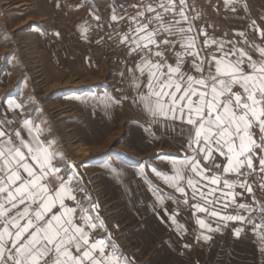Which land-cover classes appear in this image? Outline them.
Instances as JSON below:
<instances>
[{"label": "snow or ice", "instance_id": "snow-or-ice-1", "mask_svg": "<svg viewBox=\"0 0 264 264\" xmlns=\"http://www.w3.org/2000/svg\"><path fill=\"white\" fill-rule=\"evenodd\" d=\"M225 2L226 5L236 4L239 0ZM132 7L137 10L136 15L129 18L128 32L122 35L117 32V35L119 43L127 46L129 56L140 57L135 67L128 69L133 73L132 82L138 90L133 103L142 106L153 122L170 120L175 128L178 121L181 134L187 132V150L192 153L172 159L171 176L156 169L152 171L185 196V204L188 198L182 182L192 190V199L199 195L208 206L219 202L220 197L215 196L217 191L222 197H233V204L234 197L241 195L231 191L236 187L253 193L248 177L257 171L264 174V47L249 45L261 56L259 61L253 60L247 51L236 45L225 51L224 42L207 39L201 29L199 34L206 37L204 46L215 44L219 52L209 60L200 55L197 37L191 35L195 29L189 21L196 17L187 15V0H141ZM95 19L100 20V17L95 16ZM123 19V15L113 10L112 22ZM252 24L255 26V21ZM87 30L82 26V31ZM255 30L264 37V30ZM238 35L244 36V33ZM177 43L182 51L175 53L173 66L167 62L165 51L175 48ZM186 56L193 57V68L199 76L182 70ZM135 72L140 75L136 76ZM145 75L146 94L139 91L140 77ZM237 86L242 91H234ZM93 99L107 109L127 97L115 99L106 93L104 97ZM21 107L15 99L8 101L9 109ZM13 124L7 117L0 120V264H131L110 236L107 241L92 237L98 229L106 231L98 213L92 215L99 205L91 202L89 196L85 197L90 201L88 205L76 199V193L84 190L79 187L75 172L60 175L61 165L55 163L60 156L54 147L55 141L41 140L44 130L29 118L22 121L20 130L13 128ZM23 130L27 131V139L22 135ZM214 153H219L227 162L217 164L215 169L202 166L201 160L215 159ZM63 167L75 169L77 166L65 162ZM186 172L192 175H185ZM208 172L212 175H206ZM227 174H235L237 178L223 179ZM53 180L57 182L55 185ZM221 181L223 189L230 191L211 187ZM205 187L207 192L202 190ZM260 187L264 190V180ZM68 200L73 201L74 206L66 204ZM57 205L59 212H53ZM192 207L200 212L208 211L199 203ZM236 207L264 216V204L258 203L255 197L251 205L240 203ZM209 215L219 213L212 210ZM220 219L253 223L256 218L237 214L220 216ZM197 223L209 232L219 231L202 219ZM262 228L264 220L254 224V230ZM240 231L236 230L235 234L238 236ZM257 235L264 242V234L258 231ZM203 239L208 241L211 237L205 235Z\"/></svg>", "mask_w": 264, "mask_h": 264}, {"label": "crops", "instance_id": "crops-1", "mask_svg": "<svg viewBox=\"0 0 264 264\" xmlns=\"http://www.w3.org/2000/svg\"><path fill=\"white\" fill-rule=\"evenodd\" d=\"M54 1V5H51L52 8L57 5L60 7L63 4V0ZM18 6H21L20 9L11 14L23 18L15 17L18 18L17 22L13 21L11 17L7 18L5 22L0 19V120L7 117L8 120L14 121L13 128L21 129L24 120L21 108H8L9 100L15 99L17 103L21 104L22 100L28 97L25 94V97L22 98L21 91L17 92L18 87L24 88L28 84L26 86L43 92L44 89L55 85L64 87L66 82L71 84L77 78L76 72H94L104 68L109 74L107 83L111 84L110 88L120 87V98L127 97L120 103L125 115L123 119L128 124L129 134L127 135L130 136V132H134L136 129L144 136V140L136 144L137 148L133 151L134 155L130 156L131 159L122 163L126 171L124 179L120 181V189L123 191L119 193L106 191L103 199L98 200L95 188L92 189V184L104 177H97V173H95L89 176L88 181L86 180L84 183L88 184V187H84V191L76 193V199L82 200L84 205L90 203L85 199L86 196L91 198V202L99 205L92 215L95 216L98 213L106 231L98 229L92 233V237L105 238L107 241L110 236L111 241L117 244L123 257H126L131 264H204L211 258L215 259V251L225 249L229 244L231 246H253L255 250L262 252L264 257V242L257 235L258 231L264 234V228L254 230V224L261 223L264 216L258 212L249 214L236 207L240 203L251 205L253 197L258 203L264 204V193L260 189L264 175L257 182L248 180L253 187V193L240 187L231 190L234 193L237 189L242 192L240 202L236 201L237 196H235L233 204V197H222L221 192L217 191L215 196L220 197L219 202L208 206L200 199L199 195L196 199H192V190L187 187L186 182H182L188 198V203L185 204V199H181L183 195L177 192L174 187L168 186L161 177L152 171L156 169L164 175L171 176L173 175L172 159L183 158L185 155L191 156L192 153L187 150V132L181 134L178 121L175 122V128L170 120L153 122L152 118L143 111L142 106L133 103V98L137 96L138 90L132 82L133 73H130L128 69L134 68L140 57L128 55V48L119 43L120 36L117 35V32L120 35L128 32L129 18L135 16L136 11H125L124 8L119 9L114 5L106 9L103 26L104 38L101 41L92 38L93 47L102 49V61H98L94 53H90L91 51L88 52V59H82V56L86 55V49L82 50L81 46L74 41L78 37L79 40L80 38L84 40L88 33V38H91L88 27L90 26V24L88 25L89 20H86L87 17H89L88 19L91 17L87 14L88 11L87 15L83 14L81 21L75 22L73 25V33L75 31L77 35L67 36L63 21L57 17L56 21L62 22L60 23L62 27L60 30L57 28L54 33H50L48 10L51 6L49 0H26ZM233 8L235 11L232 10ZM202 9H205L203 14L206 16V21L203 31L207 34V39L224 42L225 51L236 45L247 51L253 60L261 59L259 52L249 48V45L256 44L264 47V37L255 30L257 28L264 30V0H239V3L228 5L225 0H218L217 5ZM202 9L200 13L203 11ZM113 10L123 15L124 19L112 22ZM95 16L97 15L91 17L93 22H97ZM253 21H255V26L252 24ZM189 22L194 28L193 20L190 19ZM82 26L88 30L82 31ZM183 26L187 27V24ZM194 29L195 31L191 35L197 37V48L200 49V55L209 60L213 55H219L217 45L212 44L205 47V35H200V30ZM18 30H22L23 33L20 39L16 35L12 36ZM209 30H214L215 33H210ZM93 31L94 29L91 30V32ZM240 32H243L244 36L238 35ZM109 36L112 38L109 39ZM173 38L175 39V37ZM245 40L247 43L244 42ZM93 50L92 52H94ZM180 51L182 49L178 43L175 48H167L165 51L167 62L174 66L176 63L175 53ZM30 59L32 61L29 62ZM49 60L52 62L53 70L48 64ZM28 62L30 65L32 64V69H30L33 79L25 78V82L22 84L23 73L26 72ZM192 62L193 57L186 56L182 70L189 75L199 76V73L195 72ZM205 67L207 68V65ZM244 67L250 71L247 69V65ZM122 73L123 75H121ZM134 74L140 75L139 72ZM146 84L147 75L140 77L139 91L145 94L147 92ZM234 91L242 90L237 86ZM22 135L27 139L26 130L22 131ZM41 140L45 141L42 137ZM205 162L201 160L204 167ZM226 162L224 158V163ZM220 171L222 172V168ZM101 174L104 173L101 172ZM60 175L65 176L62 171ZM206 175L211 176L212 173H206ZM236 178L235 174L223 176V179L230 181ZM196 179L199 180V177ZM56 183L53 180V185ZM201 183L207 184V181H201ZM211 187L223 189V182L221 181L218 186L212 185ZM155 190H159V192L157 193ZM202 190L207 192L208 188L205 187ZM223 191L230 190L223 189ZM65 203L74 206V202L71 200ZM197 203L208 208V211H197L192 207ZM225 204H227L226 207ZM59 210V205H57L52 211L59 212ZM212 210L217 211L219 215H209ZM128 211H131V215L138 217L136 224H131L126 217L123 218L128 214ZM237 214L256 219L253 223H247V220L242 222L220 219V216ZM198 219L204 220L205 224L213 229L219 228V231L209 232L206 228H201L197 223ZM77 222L79 223V221ZM248 227H252V230L249 231ZM238 229L241 231L237 236L235 232ZM192 230L194 233H191ZM205 235L210 236L211 239L205 241L203 239ZM252 241L255 244H252ZM185 245L189 247H185ZM262 263H264V259Z\"/></svg>", "mask_w": 264, "mask_h": 264}, {"label": "rangeland", "instance_id": "rangeland-1", "mask_svg": "<svg viewBox=\"0 0 264 264\" xmlns=\"http://www.w3.org/2000/svg\"><path fill=\"white\" fill-rule=\"evenodd\" d=\"M25 1L0 0V19L5 22L7 18L11 17L13 21L17 22L18 18H23L11 13L20 9L21 6L18 5ZM53 1L49 0L50 6L54 5L55 1ZM217 2L218 0H187L188 16L196 17L192 19L194 28L203 29L206 16L203 14L205 9L202 8L215 6ZM140 3L141 0H63L62 6L58 7L57 5L56 9L51 6L48 10L49 30L50 33H54L57 28L61 29L60 23L62 22L58 23L57 17L63 21L67 36L77 35L75 31L73 33V25L75 22L81 21L83 14L88 11L87 14L92 18L94 15L99 16L100 20L97 22H93L91 17L90 19L86 18L89 20L88 25L90 24V26L88 27L91 38H88V33L84 40L81 38L79 40V37L76 36L78 38L74 41L81 46L82 50L86 49V55L84 54L82 59H88V52L91 51L90 53H94L98 61H102V49L93 47L92 38H96V41H101L104 38L103 26L106 9L114 5L119 9L124 8L125 11H136L137 9L132 6ZM201 9L203 11L200 13ZM92 29H94L93 32H91ZM21 31L18 30L12 36L16 35L20 39L23 36ZM209 32L215 33L214 30H209ZM30 61L32 60L30 59ZM29 62L26 72L23 73L22 84L25 82V78L33 79L32 64L30 65ZM48 64L53 70L51 60ZM75 76L77 78L71 84L66 82L64 87L55 85L44 89L43 92L26 86L28 84L24 88L18 87L17 92L21 91L22 98L25 97V94L28 96L22 100L20 111L24 119H31L44 130V135L41 137L45 141L49 139L55 141L54 147L60 153L55 162L57 165H61V171L65 176L73 172L77 174L80 188H87L88 184L84 183L86 180L88 181L89 176L95 173H97V177H104L92 184V189L95 188L98 200H102L106 191L115 193L123 191L120 189V181L124 179L126 171L122 163L131 159L130 156L134 155L133 151L137 148L136 144L142 142L144 136L136 129L134 132H130V136L127 135L129 134L128 124L123 119L125 115L121 104L112 105L106 109L98 100L93 99L104 97L106 93L115 99H120V87L110 88L111 84L107 83L109 74L104 68L94 72H76ZM124 78L126 80V77ZM65 162L77 167L75 169L63 167ZM124 217L128 218L131 224L138 222V217L131 215V211H128ZM263 259L262 252L255 250L253 246H231L229 244L227 248L215 251V259L211 258L204 264H264L262 263Z\"/></svg>", "mask_w": 264, "mask_h": 264}, {"label": "built area", "instance_id": "built-area-1", "mask_svg": "<svg viewBox=\"0 0 264 264\" xmlns=\"http://www.w3.org/2000/svg\"><path fill=\"white\" fill-rule=\"evenodd\" d=\"M214 156H215V159H210V160L205 162V167L210 168V169H215L217 164L224 163V157L221 156L219 153H214ZM256 164L258 165V161L256 162ZM208 173H212V172H208ZM187 175H192V174L190 172H187ZM263 175L264 174H260L257 171V173L249 176L248 180L251 182H257L260 179H262ZM261 191L264 193V190L261 189ZM236 193H241V195H237V197H236V201L240 202L242 200V192H240V190L237 189ZM181 199L184 200L185 196H182ZM248 230L251 231L252 227H248ZM191 233H194L193 230L191 231ZM252 244H255V242L252 241Z\"/></svg>", "mask_w": 264, "mask_h": 264}]
</instances>
